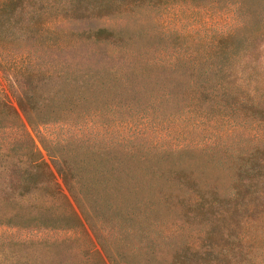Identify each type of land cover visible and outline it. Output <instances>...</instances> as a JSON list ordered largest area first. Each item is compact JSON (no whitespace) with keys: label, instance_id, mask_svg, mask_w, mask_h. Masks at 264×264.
I'll list each match as a JSON object with an SVG mask.
<instances>
[{"label":"trees","instance_id":"16d2710c","mask_svg":"<svg viewBox=\"0 0 264 264\" xmlns=\"http://www.w3.org/2000/svg\"><path fill=\"white\" fill-rule=\"evenodd\" d=\"M168 5L176 11L199 8L234 25L208 47L189 50L161 45L165 37L158 32L143 37V27L131 26L125 17L115 26L80 24ZM11 34L29 45L18 55L25 63L16 103L46 157L19 121L24 139L11 138L5 154L0 146V162L11 164L0 168V225L73 230L81 226L78 211L104 259L97 250L70 251L85 259L96 256L93 264H241L207 238L189 241L177 229L158 231L157 213L161 205L181 199V175L195 165L214 169L224 183L207 193L195 186L191 205L201 208L205 197H220L232 204L233 213H249L251 221L254 214L264 215V132L257 131L264 127V63L259 60L264 0H0L4 69L15 66L1 38ZM154 37L160 39L152 42ZM71 50L87 57L70 68L56 64L61 52ZM62 100L70 102L75 126L88 123L93 131L90 119L111 118L122 132L113 139L97 134L73 141L70 153L62 143L47 144L35 126L43 118H61ZM42 103L54 114L42 112ZM141 118L175 124L183 118L239 119L250 127L237 148L228 145L219 154L215 145L160 147L127 133ZM231 129L222 133L230 137ZM195 152L199 157L189 162ZM65 242H23L28 249L40 244L43 254L35 260L24 256L18 264H67L53 258ZM84 258L73 264H90Z\"/></svg>","mask_w":264,"mask_h":264},{"label":"rangeland","instance_id":"374dc122","mask_svg":"<svg viewBox=\"0 0 264 264\" xmlns=\"http://www.w3.org/2000/svg\"><path fill=\"white\" fill-rule=\"evenodd\" d=\"M168 6L171 8L165 7L163 10L162 8L146 6V9H134L127 15L84 20L80 24L115 26L119 21H122V17H125L131 26L143 27V37H147L149 31L158 32V35L160 37L164 36L166 40L161 38V45L169 47L177 44L181 45L182 48L188 47L189 50L193 48L202 50L208 47L207 44L216 40L220 33L229 30L234 25V22L228 18L217 19L212 14L204 13L199 8L196 11L184 10L183 8L176 11L172 5ZM128 15L132 20H129ZM163 32H166V35H162ZM15 37L12 34L1 37L5 52L9 56L7 60H9L11 66L15 65L13 68L7 67V69L0 65L1 152L2 154L7 152L11 146V138L24 139L25 132L23 127H19L20 121L45 156L34 131L27 125L16 103V95L23 89V80L20 74L21 65L25 63L24 59L22 61V58H19L18 55L29 45L21 40V37L19 39ZM155 39L160 38L154 37L151 41L156 42ZM7 41L11 44L7 45ZM261 44L263 47L260 51L259 60L264 63V40ZM85 57L87 55L79 53V51H64L59 54L56 64L63 68H70L73 62H82ZM62 105L64 108L58 114L61 118H43L39 125L35 126L37 134L42 136L47 144L62 143L70 153L75 148L73 141H87L88 138L90 139L94 135H103L113 139L122 132L121 127L114 124L118 121H111V118L90 119L96 124L93 131L87 127L88 123L85 124L87 122L85 120L83 121L85 125L75 126V121H70V102L66 103L62 100ZM40 110L48 114L52 112V109L47 108L44 103L41 104ZM165 119L167 118H149L147 121H145L146 118L137 119L128 132L124 131L142 135L147 142H152L160 147L185 146L193 150L197 146L203 148L208 145H215L219 149L217 152L223 154L228 145L229 148H237L239 140H242L241 137L249 132L250 127L248 126L249 123L242 124L239 119L235 123H227L223 121V118H219L215 122L183 118L176 121V124L167 122ZM79 120H82V118H79ZM106 122L112 123V125L107 127L108 123L106 124ZM228 128H232L230 137L222 133ZM257 131L263 133L264 127H259ZM218 133L222 135H218ZM198 157L197 152L190 154L189 162H193ZM9 165L11 166L8 161L0 162V168ZM181 176L180 182L182 185L184 184V189L180 192L181 199L173 202L172 205H161L162 207L157 215L161 217L162 224L157 227L158 231L166 227L177 229L189 241H195L198 237L197 242H199L200 238L204 237L209 242L217 245L219 249L230 251V255L235 260H239L241 264H264V215L254 214L252 217L255 221H251V218L247 217L249 213H233L230 210L232 204L220 197L209 198L207 196L201 208L195 207L189 201V194L195 186H199V189L207 193L220 187V184H223L224 181L214 169L209 167L202 169L195 165L187 169L184 175ZM77 214L81 226L73 230H42L0 225V264H18L27 255L35 260V257L39 256L38 254H43V248L40 244L34 243L28 249L23 242H39L40 240L66 241L60 244L61 246L56 249L53 255V258L56 257V260L60 263H78L79 258H84L75 256L70 251V247L81 252L97 250L101 258L104 259L93 232L78 211ZM201 243L204 244L205 242ZM237 244L239 245L237 246ZM67 247H69V252L64 251ZM89 257V260L85 258L84 260L90 264L97 263L96 256ZM38 261L44 263L47 260L46 258H39Z\"/></svg>","mask_w":264,"mask_h":264}]
</instances>
